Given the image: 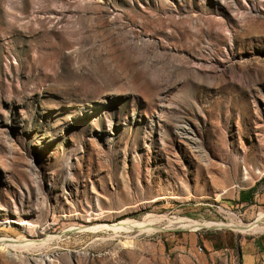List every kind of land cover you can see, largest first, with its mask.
Returning <instances> with one entry per match:
<instances>
[{
    "label": "rangeland",
    "instance_id": "374dc122",
    "mask_svg": "<svg viewBox=\"0 0 264 264\" xmlns=\"http://www.w3.org/2000/svg\"><path fill=\"white\" fill-rule=\"evenodd\" d=\"M259 212L264 0H0V237L105 226L0 264H240L264 231L110 225Z\"/></svg>",
    "mask_w": 264,
    "mask_h": 264
},
{
    "label": "bare ground",
    "instance_id": "6f19581e",
    "mask_svg": "<svg viewBox=\"0 0 264 264\" xmlns=\"http://www.w3.org/2000/svg\"><path fill=\"white\" fill-rule=\"evenodd\" d=\"M157 215V214H156ZM175 218V217H174ZM177 218V217H176ZM163 216H145L141 221L134 220H122L117 222L116 224H111L110 227L118 228L123 230H137L140 232H158L173 229L174 225L178 224V228L180 229H231L238 233H248V232H262L264 231V212H259L257 214L256 219L250 223L243 222H224V221H213V220H194L189 218H177L175 220L168 219L165 224L158 225L159 222L164 220ZM173 219V218H172ZM232 221V220H231ZM103 225L97 224L96 226L89 227H78V228H69L67 230L62 231L57 235H46L37 238L30 239L25 236L21 238H1L0 237V249L7 250L11 252H20V253H35V252H44L47 249H50L51 244L54 241H57L61 235L66 233L67 231L77 229V231H89L95 232L99 229H102ZM177 228V229H178ZM108 229V228H106ZM129 232V231H128Z\"/></svg>",
    "mask_w": 264,
    "mask_h": 264
},
{
    "label": "crops",
    "instance_id": "0c3cea01",
    "mask_svg": "<svg viewBox=\"0 0 264 264\" xmlns=\"http://www.w3.org/2000/svg\"><path fill=\"white\" fill-rule=\"evenodd\" d=\"M196 237V236H195ZM197 238V237H196ZM201 245L206 251H229L230 240L223 235L201 237ZM238 260L240 264H264V235H255L239 243Z\"/></svg>",
    "mask_w": 264,
    "mask_h": 264
},
{
    "label": "water",
    "instance_id": "95a60500",
    "mask_svg": "<svg viewBox=\"0 0 264 264\" xmlns=\"http://www.w3.org/2000/svg\"><path fill=\"white\" fill-rule=\"evenodd\" d=\"M176 230H184V229H176ZM77 229H73V230H70V231H67L66 233H71V232H76Z\"/></svg>",
    "mask_w": 264,
    "mask_h": 264
},
{
    "label": "built area",
    "instance_id": "2783aa9c",
    "mask_svg": "<svg viewBox=\"0 0 264 264\" xmlns=\"http://www.w3.org/2000/svg\"><path fill=\"white\" fill-rule=\"evenodd\" d=\"M199 251H201V248H199Z\"/></svg>",
    "mask_w": 264,
    "mask_h": 264
}]
</instances>
